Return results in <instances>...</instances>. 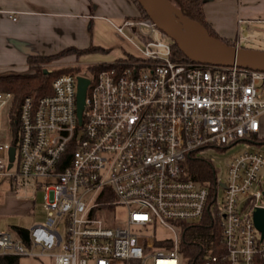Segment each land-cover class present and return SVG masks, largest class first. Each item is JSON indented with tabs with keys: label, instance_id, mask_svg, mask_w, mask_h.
Masks as SVG:
<instances>
[{
	"label": "built area",
	"instance_id": "obj_1",
	"mask_svg": "<svg viewBox=\"0 0 264 264\" xmlns=\"http://www.w3.org/2000/svg\"><path fill=\"white\" fill-rule=\"evenodd\" d=\"M116 31L143 48L98 70L95 63L89 75L72 66L52 79L49 94L25 96L16 146L13 136L2 139L0 127V176L42 188L46 212L25 235L0 231V255L52 264H181L184 225L208 212L219 226L220 248L205 253L202 264H264V236L253 220L264 209L257 142L264 138V71L181 58L148 17L124 18ZM78 76L88 79L81 123ZM11 101L10 92H0V121ZM240 141L248 144L231 156L223 179L213 167L212 181L187 176L189 161L199 159L194 153ZM11 146L15 172L3 157ZM114 205L125 208V217L109 226ZM157 223L173 239L148 232Z\"/></svg>",
	"mask_w": 264,
	"mask_h": 264
},
{
	"label": "crops",
	"instance_id": "obj_2",
	"mask_svg": "<svg viewBox=\"0 0 264 264\" xmlns=\"http://www.w3.org/2000/svg\"><path fill=\"white\" fill-rule=\"evenodd\" d=\"M202 11L215 33L240 46L241 25L264 20V0H204ZM135 16L131 0H0V73L25 70L29 55L90 45L110 50L113 39H127L116 26Z\"/></svg>",
	"mask_w": 264,
	"mask_h": 264
},
{
	"label": "rangeland",
	"instance_id": "obj_3",
	"mask_svg": "<svg viewBox=\"0 0 264 264\" xmlns=\"http://www.w3.org/2000/svg\"><path fill=\"white\" fill-rule=\"evenodd\" d=\"M241 39L239 45L256 49H264V20H258L246 26L241 25ZM106 36L113 37L110 33ZM114 47L112 49L104 48L107 51H94L77 55L73 52L59 54L55 53L54 57L43 66L50 71L60 67L79 68L78 73L87 74L88 67L95 63L111 62L115 59L127 58L130 54H138V49L143 48V43L138 38L133 41L128 39H113ZM136 45V46H135ZM9 71V70H7ZM12 71V70H11ZM11 102L2 108L0 127L2 129V139L11 141L12 133L8 110ZM261 134L264 136V121ZM260 149L264 152V138L257 140ZM247 141H240L232 146L225 148L206 147L199 152L194 153L196 157L207 162L216 171V177L223 179V175L231 156L247 145ZM4 160L8 162V150L3 154ZM16 159L12 161V167L9 172H15ZM222 188L218 187L217 201H220ZM45 209L43 206V189H35L31 183L20 184L13 181L8 175L0 176V231H10L16 236L17 228H29L35 223H40L45 219ZM125 217V208L121 205L111 206L106 213L105 224L113 226L122 222ZM155 235L157 240L173 239V234L164 226L156 224L154 230H148ZM19 264H52L49 258H34L29 256H20ZM145 264H152V260H147Z\"/></svg>",
	"mask_w": 264,
	"mask_h": 264
},
{
	"label": "trees",
	"instance_id": "obj_4",
	"mask_svg": "<svg viewBox=\"0 0 264 264\" xmlns=\"http://www.w3.org/2000/svg\"><path fill=\"white\" fill-rule=\"evenodd\" d=\"M137 8V16L148 17L136 0H131ZM178 6L184 14L199 21L206 27L209 34L221 39L223 42L234 45L233 41L224 39L215 33L205 20L202 11L204 0H171ZM174 52L181 58L186 56L174 44ZM94 51H107L106 49L90 45L86 48L68 47L59 52V54L73 52L77 55L90 53ZM52 55H29L26 58L27 68L22 71H5L0 73V92H10L12 101L8 110L10 129L12 133V145L17 143L18 116L20 103L25 96L38 98L39 96L49 94L51 92L52 79L61 74L70 72L73 68L60 67L45 72L43 64L48 63ZM105 63L94 66L96 70L105 67ZM47 70V69H46ZM187 176L200 182L212 181L214 178L213 168L203 160L189 161V169ZM21 234L25 235L26 228H19ZM220 229L215 220H213L208 212L198 222L187 223L183 227V234L179 242V254L181 264H202V257L207 252L218 250ZM166 244V245H164ZM169 242L155 241V247H168ZM19 256L0 255V264H19Z\"/></svg>",
	"mask_w": 264,
	"mask_h": 264
},
{
	"label": "water",
	"instance_id": "obj_5",
	"mask_svg": "<svg viewBox=\"0 0 264 264\" xmlns=\"http://www.w3.org/2000/svg\"><path fill=\"white\" fill-rule=\"evenodd\" d=\"M154 25L168 36L186 58L216 65H237L264 71V49L230 45L209 34L199 21L184 14L171 0H136ZM48 72V70H44ZM76 112L81 123V112L88 79L78 76ZM9 160L14 147L8 150ZM10 166V164L8 165ZM255 226L264 236V209L253 214Z\"/></svg>",
	"mask_w": 264,
	"mask_h": 264
}]
</instances>
